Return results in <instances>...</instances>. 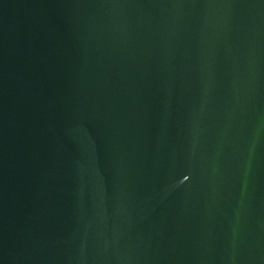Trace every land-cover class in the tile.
<instances>
[{"label": "water", "instance_id": "1", "mask_svg": "<svg viewBox=\"0 0 264 264\" xmlns=\"http://www.w3.org/2000/svg\"><path fill=\"white\" fill-rule=\"evenodd\" d=\"M0 264H264V0H0Z\"/></svg>", "mask_w": 264, "mask_h": 264}]
</instances>
